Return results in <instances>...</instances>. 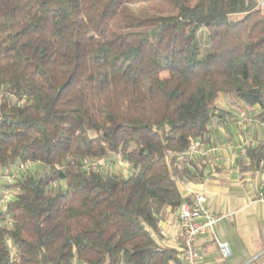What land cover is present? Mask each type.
Wrapping results in <instances>:
<instances>
[{"label": "trees", "instance_id": "trees-1", "mask_svg": "<svg viewBox=\"0 0 264 264\" xmlns=\"http://www.w3.org/2000/svg\"><path fill=\"white\" fill-rule=\"evenodd\" d=\"M222 96L264 119V0H0V172L42 165L0 208V264L181 260L160 225L205 176L189 152Z\"/></svg>", "mask_w": 264, "mask_h": 264}, {"label": "crops", "instance_id": "crops-1", "mask_svg": "<svg viewBox=\"0 0 264 264\" xmlns=\"http://www.w3.org/2000/svg\"><path fill=\"white\" fill-rule=\"evenodd\" d=\"M221 101L228 111V122L223 127H214L210 142L201 145V148L215 144H223L225 148L213 155L199 156L205 164L204 178L199 182L184 183L181 191L188 198L205 193L207 208L227 214L214 231L199 236L201 264H264V228L260 226L261 222L264 223V201L255 200L257 193L264 190V179L257 170L243 172L240 169L239 160L246 156L244 150H238L236 165L226 162V158L233 156L234 148L241 139L240 127L234 118L244 109L228 104L224 96ZM177 219L178 212L161 223L158 239L162 244L176 247ZM254 224L258 226L254 227ZM217 239L230 244V256L221 254ZM169 264L185 263L178 260Z\"/></svg>", "mask_w": 264, "mask_h": 264}, {"label": "built area", "instance_id": "built-area-1", "mask_svg": "<svg viewBox=\"0 0 264 264\" xmlns=\"http://www.w3.org/2000/svg\"><path fill=\"white\" fill-rule=\"evenodd\" d=\"M236 125L240 127L241 139L234 148L233 156L226 158V162L236 165L238 160V150H244L247 146L263 145L264 146V119L259 118L254 113L247 110L240 111L234 120ZM217 125H215L216 127ZM223 144H215L206 148H201L200 143H195L189 152L191 159L199 156L213 155L216 151L224 150ZM21 164L20 169L25 168ZM257 171L264 179V158L259 162ZM15 177L18 174H12ZM8 197L6 200L5 198ZM11 194L7 191L0 197V208L5 209ZM256 201H264V190L257 193ZM207 196L205 193H197L193 197L183 201L178 211V219L176 222V233L174 240L176 247L180 252V258L185 264H201V252L198 245V238L207 231H214L218 224L227 216L225 213L217 212L207 208ZM221 254L224 257L231 255L230 244L226 241L217 239Z\"/></svg>", "mask_w": 264, "mask_h": 264}, {"label": "rangeland", "instance_id": "rangeland-1", "mask_svg": "<svg viewBox=\"0 0 264 264\" xmlns=\"http://www.w3.org/2000/svg\"><path fill=\"white\" fill-rule=\"evenodd\" d=\"M202 39H203L202 57H204L209 51V48L207 47L209 43H208V39H206L205 37H203ZM222 102L223 101H221V105H222ZM227 122L228 121L225 120V121H220L216 123L217 125L216 128H219L221 126L223 127V125L226 124ZM239 134H241V130L239 131ZM97 164L101 167V169L104 172H107V173H121V174L127 175L130 173V170H131L129 164L124 159H122L120 156H115V155L112 156L111 158L100 160ZM20 165H21L20 163H17L15 166L11 167L8 170L3 169L2 170L3 174L2 172H0V195L1 196H3L4 193L7 191L11 194V197L15 195L17 189H15L12 186V184L15 182L17 177H15V175H12V174L17 173L18 175H21L22 174L21 172H23L24 170L26 171V169L32 170L34 172H40L42 169V165L40 163H30V164L24 165L25 167L23 168L24 170L20 169L21 171L19 172L18 170L20 168ZM257 226L256 224H254V227H257ZM260 226L264 228V223L261 222Z\"/></svg>", "mask_w": 264, "mask_h": 264}, {"label": "clouds", "instance_id": "clouds-1", "mask_svg": "<svg viewBox=\"0 0 264 264\" xmlns=\"http://www.w3.org/2000/svg\"><path fill=\"white\" fill-rule=\"evenodd\" d=\"M6 200L8 199V197L5 198ZM7 245L11 248L13 246V241L11 239H7L6 240ZM13 251H15V249H13Z\"/></svg>", "mask_w": 264, "mask_h": 264}]
</instances>
